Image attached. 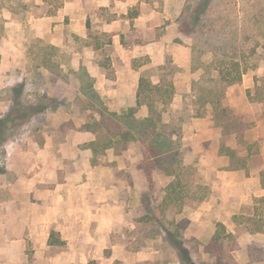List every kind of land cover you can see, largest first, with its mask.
Here are the masks:
<instances>
[{"label":"rangeland","instance_id":"obj_1","mask_svg":"<svg viewBox=\"0 0 264 264\" xmlns=\"http://www.w3.org/2000/svg\"><path fill=\"white\" fill-rule=\"evenodd\" d=\"M41 1L48 13L65 2L0 0L4 37L9 14L21 26L16 48L1 45L7 57L0 55V264H214L205 251L210 242L197 236L220 224L211 219L201 230L191 218L213 194L215 163L205 169L192 161L183 140L177 177L156 170L139 142L126 151H93L91 113L72 71L85 66L105 106L121 115L134 100L137 77L147 71L158 83L157 66L170 60L174 69L165 71L176 93L163 115L170 122L177 111L194 116L210 99L217 68L233 78L239 62L246 71L223 103L250 126L229 135L222 129L220 154L230 163L219 166L254 169L263 147L255 130L264 124V0H209L197 23L193 14L205 0H143V9L115 4V15L87 0L90 37L71 35L62 48L37 37L27 22ZM146 115V106L136 113ZM174 182L181 184L177 202L167 199ZM52 231L68 238L65 245H49Z\"/></svg>","mask_w":264,"mask_h":264},{"label":"crops","instance_id":"obj_2","mask_svg":"<svg viewBox=\"0 0 264 264\" xmlns=\"http://www.w3.org/2000/svg\"><path fill=\"white\" fill-rule=\"evenodd\" d=\"M86 2L87 0H65L63 7L55 13L42 12L41 9L47 3L44 1L37 2L39 6L32 7L27 22L31 25V29L35 30L36 36L52 47H64L67 38L71 35L77 39L86 40L90 32V28L87 27L88 17H92L87 11ZM95 2H97L98 9L102 8L103 11H110L112 14L116 13L115 4L127 8L141 6L142 9L145 5L143 0H95ZM123 13L127 14V11ZM9 20L11 22H9V28L6 30L8 36L4 37L3 34L0 36V38H4L0 44V55H3L4 58L7 57V54L1 45L9 44L15 49V36L21 30L20 23L15 22L11 14H9ZM117 22L118 19L115 17L113 23L116 24ZM93 49L99 50L100 47L95 45ZM9 56L12 55L9 54ZM12 62L15 63V61ZM140 77L138 76L136 79V88L133 92L135 97L130 108L137 107ZM119 81H122L120 76L117 83ZM255 134L256 139H261L259 143L263 144V147L260 148L258 162L254 169L249 168V165L237 169H225L219 166L222 160L227 166L230 162L227 157L220 154L222 129L215 126L209 118H195L192 123L185 127L183 138L187 149L185 153L191 157L192 161L199 162L205 169H210V166L215 163L212 181L214 184L213 194L203 200L200 210L196 216L191 218L192 225L205 230L210 225L211 219L223 225L226 233L232 234L236 241L237 247L232 251L234 264H264V124L257 125ZM207 173V170L203 171V175H207ZM111 216L112 214L109 216V222L113 227L117 223L116 220L112 222ZM100 217L103 218L104 216ZM216 233L217 231H212L210 235L202 234L197 238L208 239L210 242ZM191 235L197 234L191 233ZM63 239L64 242L68 240L65 237ZM108 239H110L109 236L108 238L105 237V241ZM112 248L114 251H118L117 246L112 245ZM252 250L254 252L259 251V256L252 253Z\"/></svg>","mask_w":264,"mask_h":264},{"label":"trees","instance_id":"obj_3","mask_svg":"<svg viewBox=\"0 0 264 264\" xmlns=\"http://www.w3.org/2000/svg\"><path fill=\"white\" fill-rule=\"evenodd\" d=\"M209 0H205L199 10L194 13V22L197 23L203 13L202 7H207ZM89 27V26H88ZM90 28V27H89ZM4 31L0 22V36ZM90 37V36H89ZM237 75L231 77L232 73H225L221 67L218 75L212 77V88L208 92L210 99L201 100L200 107L195 111V115L187 114L185 111H177L172 115L170 122L163 120V115L167 107L172 103L175 95L174 82L166 74V68L174 66L170 60L163 65L157 66L159 73L158 83H154L151 74L143 72L139 81L137 92V107L130 108L124 114L110 112L105 106L101 96L94 86V78L85 66L78 70H73V74L78 81V91L86 101L84 109L90 111L92 120L86 123V129L96 134V140L90 144L93 151H106L108 149H119L126 151L132 144L139 142L145 148V157L152 163L153 167L165 173L167 176L177 177V170L182 166L180 159L184 126L192 118H209L213 120L215 126L223 129L224 135L238 134L241 130L249 127L233 111L224 106L226 90L238 83L246 70L240 71L239 62L233 64ZM202 80V79H201ZM197 81H194V85ZM142 106L148 108V115L144 118H137L136 113ZM180 183V182H179ZM178 182L171 183L167 189V199L177 202L175 194ZM180 200V198H179ZM181 211V208L178 209ZM56 232L52 231L49 245L63 246L64 241L56 239ZM235 242L232 234H227L225 227L219 225L217 233L205 247V251L214 259V264H234L230 243Z\"/></svg>","mask_w":264,"mask_h":264}]
</instances>
